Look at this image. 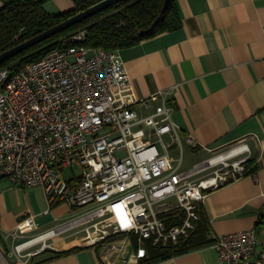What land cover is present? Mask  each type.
<instances>
[{
  "label": "built area",
  "instance_id": "built-area-1",
  "mask_svg": "<svg viewBox=\"0 0 264 264\" xmlns=\"http://www.w3.org/2000/svg\"><path fill=\"white\" fill-rule=\"evenodd\" d=\"M86 35L79 28L40 60L0 69V179L40 187L49 208L63 204L72 212L35 235L28 212L5 234L19 261L55 250L51 240L76 230L79 237L60 251L93 248L107 264H138L149 247L189 238L209 194L250 171L248 145L216 152L182 133L172 119L171 89L118 102L131 87L126 68L118 52L84 45ZM185 144L203 148L208 158L184 170ZM210 238L221 264H264L253 230Z\"/></svg>",
  "mask_w": 264,
  "mask_h": 264
},
{
  "label": "crops",
  "instance_id": "crops-1",
  "mask_svg": "<svg viewBox=\"0 0 264 264\" xmlns=\"http://www.w3.org/2000/svg\"><path fill=\"white\" fill-rule=\"evenodd\" d=\"M8 1L29 0H0V7ZM31 1L43 2L49 13L73 9L72 0ZM176 6L179 29L118 51L131 87L117 101L134 104L171 89L172 119L182 133L216 152L238 143L248 145L251 171L209 194L199 215L209 223L210 235L253 230L255 249L260 251L264 247V0H177ZM156 105L150 103L141 113L150 114ZM203 148L184 145V170L196 164L184 167L188 154H201L202 161L208 158ZM172 154L178 155L177 151ZM28 212L35 216L32 235L72 215L63 204L49 208L40 187L23 188L0 179V264H107L101 260L104 254L93 248L44 262L74 239L66 241L68 236L51 240L55 250L19 261L11 254L13 242L5 234ZM71 248L75 247L61 251ZM157 264L221 263L216 250L206 245Z\"/></svg>",
  "mask_w": 264,
  "mask_h": 264
},
{
  "label": "trees",
  "instance_id": "trees-1",
  "mask_svg": "<svg viewBox=\"0 0 264 264\" xmlns=\"http://www.w3.org/2000/svg\"><path fill=\"white\" fill-rule=\"evenodd\" d=\"M102 1L104 0H72L73 9L60 13L47 12L43 2L31 0L5 2L0 7V54ZM164 2L165 0H124L14 56L4 62L0 69L13 62H21L19 66H22L40 60L51 50L59 48L58 39L79 28H85L87 32L84 45L116 52L162 33L175 31L181 26L177 0H171L161 15ZM158 18L156 26L149 33H144ZM199 216L196 229L189 238L181 239L175 245L149 247L147 256L138 264H157L211 245L209 223L203 220L202 214ZM78 249L81 247L54 252L53 257L45 259L44 262Z\"/></svg>",
  "mask_w": 264,
  "mask_h": 264
},
{
  "label": "water",
  "instance_id": "water-1",
  "mask_svg": "<svg viewBox=\"0 0 264 264\" xmlns=\"http://www.w3.org/2000/svg\"><path fill=\"white\" fill-rule=\"evenodd\" d=\"M124 0H104L90 8H88L87 10L78 13L72 17H70L69 19L65 20L64 22L34 36L33 38L13 47L12 49H9L5 52H3L2 54H0V66L8 61L9 59L13 58L14 56L26 51L27 49L42 43L46 40H48L49 38L56 36L58 34H60L61 32L77 25L80 24L81 22L87 20L88 18L93 17L94 15L98 14L99 12L104 11L105 9L116 5L120 2H122ZM171 0H165L164 2V6L163 9L161 11V15L166 11L168 5L170 4ZM159 18L152 24V26L145 31L144 33H149L157 24Z\"/></svg>",
  "mask_w": 264,
  "mask_h": 264
},
{
  "label": "rangeland",
  "instance_id": "rangeland-1",
  "mask_svg": "<svg viewBox=\"0 0 264 264\" xmlns=\"http://www.w3.org/2000/svg\"><path fill=\"white\" fill-rule=\"evenodd\" d=\"M186 157L187 158L185 159V164H184L185 168L190 167L194 162L197 163V162L202 161L201 154H198V153L196 155H194V156L191 155V154H188ZM78 172H79L78 168H75V173H78ZM63 175H64L65 178L70 177V171H65L63 173ZM75 232H76V230L70 231L67 234L63 235L62 237L68 236L70 238V239H67L66 241L71 240L72 238L79 237V235H74ZM59 245H61V243Z\"/></svg>",
  "mask_w": 264,
  "mask_h": 264
}]
</instances>
